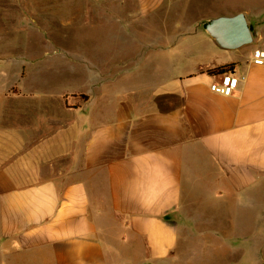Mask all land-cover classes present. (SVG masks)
Segmentation results:
<instances>
[{
	"label": "crops",
	"instance_id": "obj_1",
	"mask_svg": "<svg viewBox=\"0 0 264 264\" xmlns=\"http://www.w3.org/2000/svg\"><path fill=\"white\" fill-rule=\"evenodd\" d=\"M110 1L94 22L114 16L132 32L176 4L144 0L138 19L128 13L135 1L113 10ZM253 32L237 50L204 33L217 50L130 53L108 64L117 79L108 92L107 64L87 59L97 79L71 98L81 100L74 110H43L41 100L30 109L18 96L10 109L2 90L0 264H264V65L252 63L264 27ZM0 50L1 77L9 58ZM158 52L167 59L159 76L131 84ZM202 54L211 58L179 66ZM225 67L238 79L229 97L209 90ZM59 137L65 147L52 144Z\"/></svg>",
	"mask_w": 264,
	"mask_h": 264
},
{
	"label": "rangeland",
	"instance_id": "obj_2",
	"mask_svg": "<svg viewBox=\"0 0 264 264\" xmlns=\"http://www.w3.org/2000/svg\"><path fill=\"white\" fill-rule=\"evenodd\" d=\"M114 1H110L111 10L119 9ZM132 1L135 2L128 13L134 12L131 14L135 18L144 19L141 16V9H146L144 0ZM99 2L0 0V49L2 47L4 52L7 49L9 58L6 71L0 77V98L1 91L6 89L3 93L11 97L10 109L17 104L12 96H18L15 100L19 101L26 98L30 109L39 100L42 101L43 110H74L76 106L80 107L81 100L71 98L85 94L88 88L83 89L84 83L97 79L96 76H89L87 59L91 64H107L101 78L108 92L117 80L116 71L110 66L117 59H126L130 53L146 50H217L200 28V23L207 18L244 12L256 39L258 30L264 27V0H172L176 4L167 9V2L163 3L165 8L160 6L155 9L145 25L136 26L134 32L127 27L120 29L114 16L110 15L102 17L99 27L94 22L96 18L99 21ZM90 14L92 22L89 21ZM176 26L179 28L175 29ZM201 58L209 59L211 56L198 55L187 63L180 60L179 66L184 64L186 69H193L199 65ZM166 64L167 59L160 52L150 54L142 62L131 84L140 87L142 82L155 80ZM48 97H52V103L50 101L48 104ZM136 99L143 102L142 94L137 95ZM64 140L59 137L52 144L65 147ZM227 263V259L214 262Z\"/></svg>",
	"mask_w": 264,
	"mask_h": 264
},
{
	"label": "water",
	"instance_id": "obj_3",
	"mask_svg": "<svg viewBox=\"0 0 264 264\" xmlns=\"http://www.w3.org/2000/svg\"><path fill=\"white\" fill-rule=\"evenodd\" d=\"M201 29L222 50H237L253 42V35L243 13L208 18Z\"/></svg>",
	"mask_w": 264,
	"mask_h": 264
},
{
	"label": "built area",
	"instance_id": "obj_4",
	"mask_svg": "<svg viewBox=\"0 0 264 264\" xmlns=\"http://www.w3.org/2000/svg\"><path fill=\"white\" fill-rule=\"evenodd\" d=\"M252 63L257 66L264 65V51H253ZM238 79L227 72L219 75V80L210 85L209 90L217 95L229 97L237 88Z\"/></svg>",
	"mask_w": 264,
	"mask_h": 264
},
{
	"label": "trees",
	"instance_id": "obj_5",
	"mask_svg": "<svg viewBox=\"0 0 264 264\" xmlns=\"http://www.w3.org/2000/svg\"><path fill=\"white\" fill-rule=\"evenodd\" d=\"M249 28H250V30H251V32H252L253 29H252V27H251L250 25H249ZM226 70H227V68L225 67V68H221V69L218 70V71H219L220 73H227L228 71L226 72ZM208 73H209V74H213V73H216V72H215V71H209Z\"/></svg>",
	"mask_w": 264,
	"mask_h": 264
}]
</instances>
